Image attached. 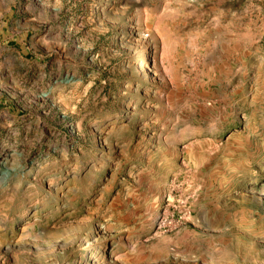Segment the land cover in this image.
<instances>
[{
  "label": "rangeland",
  "instance_id": "374dc122",
  "mask_svg": "<svg viewBox=\"0 0 264 264\" xmlns=\"http://www.w3.org/2000/svg\"><path fill=\"white\" fill-rule=\"evenodd\" d=\"M0 264H264V0H0Z\"/></svg>",
  "mask_w": 264,
  "mask_h": 264
},
{
  "label": "bare ground",
  "instance_id": "6f19581e",
  "mask_svg": "<svg viewBox=\"0 0 264 264\" xmlns=\"http://www.w3.org/2000/svg\"><path fill=\"white\" fill-rule=\"evenodd\" d=\"M148 75V74H147Z\"/></svg>",
  "mask_w": 264,
  "mask_h": 264
}]
</instances>
